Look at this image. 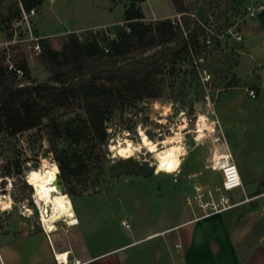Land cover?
I'll list each match as a JSON object with an SVG mask.
<instances>
[{
	"label": "rangeland",
	"instance_id": "1",
	"mask_svg": "<svg viewBox=\"0 0 264 264\" xmlns=\"http://www.w3.org/2000/svg\"><path fill=\"white\" fill-rule=\"evenodd\" d=\"M129 1L43 0L39 7L34 8V14L26 22L14 27L13 23L9 26L6 19L15 14L16 7L20 9V0H0V48L18 44L26 50H31V44L38 38L57 39L69 32L82 34L86 30L110 28L121 22L122 9ZM210 1L208 16L213 18L214 27L218 30L223 28L224 22L216 12L214 13L215 9L224 16V13L232 11V6H236V15L239 16L247 2ZM139 6L144 15V22L174 19L178 16L170 0H145ZM231 20L233 18L229 21ZM230 44L231 42L226 41L222 48L213 49L207 57L205 68L209 69L213 78L210 86L201 83L199 78L192 79L182 75L180 71L175 72L173 76H168L165 72L160 76L163 83L159 85L163 89L158 99L143 100L122 106L118 110L106 125L108 144L103 148L105 160L102 167H90L83 177L86 180V189L84 190L82 185H76L75 193L68 195L78 224L70 227L62 221L57 222V230L52 234L58 240L67 243V236L73 239L80 236L82 220H85L92 233L88 240L95 243L96 249L120 242L126 243L131 241L128 239L131 232L134 233L133 239H141L150 231L162 227L166 219L163 217L165 211L171 210L179 200L184 199L186 202L190 199L188 206H191L192 202L196 203L197 196H200L202 201L208 200V189L220 182V174L206 168L208 159L214 151L219 150L217 144L220 142L219 127L213 117L212 104L220 90L228 88L225 87L228 82L229 87L233 83L230 79L235 53ZM28 60H32L31 53ZM29 67L31 76L38 79L46 76L35 63L30 62ZM183 67L186 68L185 65ZM214 80L222 81L219 87H214ZM252 105H256L255 110L259 111L256 102ZM199 116H205L213 122V128L211 132L207 131L206 137L196 141L193 127ZM180 125L185 127L180 128ZM140 129L152 141L165 139L176 131L181 133L182 144L187 153L180 162L173 165L170 173L156 175L153 155L145 149L134 152L129 158H121L110 150V145L119 141L138 144ZM34 132L35 130H32L15 137L0 133V240L3 237L1 234L9 232L11 224H15L13 235L18 234V228L24 226L32 232L44 233L39 221L40 208L35 204L32 187L27 184V174L40 168L43 159L55 163L54 149L73 148L62 141L53 140L47 135L45 127L41 129V147L38 148L36 143L29 145L27 139ZM123 160L127 161L124 163ZM7 170L10 172L8 176L5 175ZM135 171L139 174H135ZM97 172L101 176L92 184ZM26 209H29L32 215H28ZM121 220L125 221L127 226H121ZM160 243L159 237L142 240L136 243L135 247L128 246L126 252L149 253L153 245L158 247ZM43 247L45 252L51 255L48 245L44 244ZM3 256L0 254V264Z\"/></svg>",
	"mask_w": 264,
	"mask_h": 264
},
{
	"label": "trees",
	"instance_id": "2",
	"mask_svg": "<svg viewBox=\"0 0 264 264\" xmlns=\"http://www.w3.org/2000/svg\"><path fill=\"white\" fill-rule=\"evenodd\" d=\"M144 1L130 0L122 9L121 22L110 28L69 32L57 39L38 38L31 50L18 44L0 48V133L15 137L35 130L27 144L36 143L40 148L45 127L53 140L73 146L53 150L67 195L75 193L76 185L86 189L83 177L90 167H102L103 148L108 144L106 125L122 106L158 99L163 89L160 76L165 72L173 76L180 71L198 79L189 53L201 55L204 51V32L198 21H206L211 1L170 0L178 18L149 22L143 21L139 6ZM42 2L20 0L25 12ZM235 7L224 16L217 9L214 13L226 26L237 16ZM14 12L6 19L9 26L20 18L18 7ZM214 43L217 50L225 42ZM30 62L45 72L43 79L31 76ZM231 80L235 85L234 76ZM221 82L214 80V87ZM9 174L7 170L5 175ZM100 176L97 172L91 183Z\"/></svg>",
	"mask_w": 264,
	"mask_h": 264
},
{
	"label": "crops",
	"instance_id": "3",
	"mask_svg": "<svg viewBox=\"0 0 264 264\" xmlns=\"http://www.w3.org/2000/svg\"><path fill=\"white\" fill-rule=\"evenodd\" d=\"M247 1L264 6V0ZM240 32V41L225 40L235 53L231 75L236 84L220 90L212 104L220 132L218 151L231 155L240 179L238 188L225 193L232 207L204 214L195 202L188 206L190 199L179 200L165 211L162 227L141 239H133L131 232V241L97 249L88 240L91 230L85 220L80 236H67V243L25 226L13 235L15 224H11L9 232L1 234L2 264H63L55 260L56 252L67 253L68 264H264V10L244 22ZM248 89L255 90L254 100L248 97ZM220 183L221 176L219 184L207 192L213 193ZM158 237L160 245H153L149 253L126 252L128 246Z\"/></svg>",
	"mask_w": 264,
	"mask_h": 264
},
{
	"label": "bare ground",
	"instance_id": "4",
	"mask_svg": "<svg viewBox=\"0 0 264 264\" xmlns=\"http://www.w3.org/2000/svg\"><path fill=\"white\" fill-rule=\"evenodd\" d=\"M212 124L213 122H210L205 116H199L193 127V133L196 135L195 140L199 141L206 137L207 131H212ZM183 127L185 125H180V128ZM138 134L140 136L138 144H134L131 141L127 143L119 141L115 145H110V150L121 158H129L134 152L145 149L153 155L156 175L159 173H170L173 165L180 162L187 153L182 144V137L179 131L160 141H152L141 129ZM221 154V152H215L214 160L224 158V156H220ZM39 167L27 174V184L32 187L35 204L40 208L39 221L41 227L43 226L42 228H44V232L49 235L56 232L55 224L59 221L70 227L76 226L78 220L70 197L66 193L59 192L54 187L57 181L56 175L59 173L56 163L43 159ZM25 211L29 213L28 215L31 214L29 209ZM55 256L63 261L62 263L68 264L67 253L56 252Z\"/></svg>",
	"mask_w": 264,
	"mask_h": 264
},
{
	"label": "built area",
	"instance_id": "5",
	"mask_svg": "<svg viewBox=\"0 0 264 264\" xmlns=\"http://www.w3.org/2000/svg\"><path fill=\"white\" fill-rule=\"evenodd\" d=\"M51 1V0H48ZM264 10V6L262 4H253L250 1H247L243 8L241 9V15L234 17L233 20L228 21V24L223 28L218 30L214 27L213 18L208 16L206 21L199 20L198 23L204 32V38L202 40V45L204 51L201 55H194L191 51L189 53L192 62L195 66V69L198 74V78L201 83L204 85L210 86L212 83V76L208 68H205L207 57L210 52L213 50L215 46V41L218 43L225 42L226 39H233L235 41L241 40V26L244 22L248 20H252L256 18L262 11ZM34 14V9L25 12L22 9L20 4V18L18 20H14L13 26H21L23 22H26L29 17ZM178 18V16H177ZM236 18V19H235ZM11 23V24H12ZM35 50H38V47H34ZM247 95L251 100L256 98V92L254 89H248ZM220 153V151L216 150L214 153ZM214 153L208 159L206 168L209 171H215L220 173L221 183L219 187L214 189V194L208 193V200L202 201L200 196L195 198L196 204L200 209L204 211V214H214L218 212H222L227 208L232 207V204L229 198L226 196V192H229L233 189H236L240 186V179L238 175L237 168L231 159V155L227 152H221L220 156H224V158H219L214 160ZM187 203H190V200H187ZM40 214V211H39ZM123 226H127L125 222H122ZM43 227V226H42ZM44 230V228H42ZM47 234V233H46ZM55 260L59 261L56 256H54ZM64 264V263H63ZM74 264H78V262H74Z\"/></svg>",
	"mask_w": 264,
	"mask_h": 264
},
{
	"label": "water",
	"instance_id": "6",
	"mask_svg": "<svg viewBox=\"0 0 264 264\" xmlns=\"http://www.w3.org/2000/svg\"><path fill=\"white\" fill-rule=\"evenodd\" d=\"M191 122H192V124H193L194 120L192 119ZM56 177H57V181H56V183L54 184L55 189H58L59 192H61V193H65V188H64V186H63V182H62V180H61V178H60V174L57 173Z\"/></svg>",
	"mask_w": 264,
	"mask_h": 264
}]
</instances>
